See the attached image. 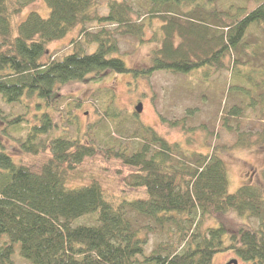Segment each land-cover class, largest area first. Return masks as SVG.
<instances>
[{
    "label": "trees",
    "instance_id": "16d2710c",
    "mask_svg": "<svg viewBox=\"0 0 264 264\" xmlns=\"http://www.w3.org/2000/svg\"><path fill=\"white\" fill-rule=\"evenodd\" d=\"M38 1L47 16L32 10L17 22ZM76 29L67 54L43 61L50 43ZM125 38L156 46L147 67L126 66ZM198 70L214 71V89L228 73L215 130L200 125L207 152L189 148L191 135L170 143L137 123L109 89L94 95L103 139L92 126L80 132L79 97L55 117L70 83ZM23 99L35 100L32 123L17 116L9 126L24 123L18 149L43 160H14L0 142V264H213L225 253L264 264V190L246 182L228 192V149L219 143L221 130L234 135L231 149L264 147V0H0V100ZM187 117L170 125L184 127ZM96 157L125 169L121 197L95 174L73 181Z\"/></svg>",
    "mask_w": 264,
    "mask_h": 264
},
{
    "label": "rangeland",
    "instance_id": "374dc122",
    "mask_svg": "<svg viewBox=\"0 0 264 264\" xmlns=\"http://www.w3.org/2000/svg\"><path fill=\"white\" fill-rule=\"evenodd\" d=\"M32 10H35L42 17H46L48 14V8L45 4L43 5L42 2L38 1L16 17L17 22L24 19L27 13ZM79 31V29H76L63 39L50 43L48 53L43 61L48 58L59 59L67 54L72 39L80 37ZM155 47L153 44L140 45L135 39L125 38L119 42V53L127 67L143 69L150 64L151 51ZM233 57L234 55H230L225 58L226 65H230ZM213 72L210 71L207 77H205V72L199 70L187 75L155 72L149 78L139 77L135 81L127 75L107 73L103 78H90L86 83H70L64 86L61 90L62 97L56 103L55 110L57 112L61 111L67 99L79 97L82 99L81 108L74 110L73 114L76 116L80 132L84 133L86 128L92 126V130H94L92 132L95 136L103 139V136L100 133L96 134L95 130L96 122L100 120L103 113L102 110L95 109L94 95L109 89L112 90L115 104L119 109L122 112H128L130 115H135L137 123L152 128L170 143L184 142L191 135L194 141L189 148L207 152L206 147L202 146L204 133L200 130V125H206L209 133L214 129V126H217V118L222 109L219 104L222 98L221 95L225 96L229 87V83L226 85V82H222L227 79L228 73L222 71L215 89L212 88L211 83L215 79V73ZM34 102L35 100L23 99L20 104L7 105L0 100V142L3 143L14 160L23 159L31 163L35 160H43L42 156L36 158L27 156L18 149L17 143L24 138L27 130L26 125L21 123L18 129L9 126V122L17 116L30 119L29 124H31L33 113H35ZM137 103L142 104L140 114H136L134 111ZM58 114L60 113L58 112L55 117H58ZM186 115H188V120L184 127L170 125L171 121L181 119ZM125 125L129 128L127 124ZM247 125L251 126L249 123ZM188 128L193 129V132L190 133ZM74 130L75 127L69 128L71 137L75 136ZM2 133L3 135H1ZM219 133V143L226 145L225 149H228L227 151L224 150L226 152L222 154L228 173V192L234 193L246 182H252L264 190V181L261 180V170L264 168V147L231 149L229 147L233 142L234 135L221 130ZM102 162L104 161L100 160L99 157L86 161L79 168V178L73 181L81 183L87 180L91 174H95L100 177L106 193L115 198L121 197L123 179L126 175L125 169L123 168L122 171V167L117 162ZM77 223H81V219H78ZM149 249H151V246ZM232 258H235L232 254L216 255L213 264H226ZM238 264L247 263L238 261Z\"/></svg>",
    "mask_w": 264,
    "mask_h": 264
},
{
    "label": "water",
    "instance_id": "95a60500",
    "mask_svg": "<svg viewBox=\"0 0 264 264\" xmlns=\"http://www.w3.org/2000/svg\"><path fill=\"white\" fill-rule=\"evenodd\" d=\"M142 110V104L137 103V105L134 107V111L136 114H140ZM226 264H237L236 260H230Z\"/></svg>",
    "mask_w": 264,
    "mask_h": 264
}]
</instances>
